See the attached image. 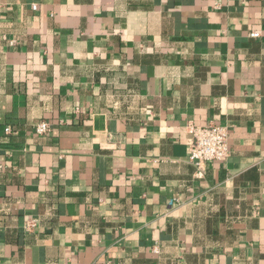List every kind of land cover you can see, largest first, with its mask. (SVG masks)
Listing matches in <instances>:
<instances>
[{"label": "crops", "instance_id": "crops-1", "mask_svg": "<svg viewBox=\"0 0 264 264\" xmlns=\"http://www.w3.org/2000/svg\"><path fill=\"white\" fill-rule=\"evenodd\" d=\"M0 264H264V0H0Z\"/></svg>", "mask_w": 264, "mask_h": 264}, {"label": "built area", "instance_id": "built-area-1", "mask_svg": "<svg viewBox=\"0 0 264 264\" xmlns=\"http://www.w3.org/2000/svg\"><path fill=\"white\" fill-rule=\"evenodd\" d=\"M34 7V6H33ZM251 36H257V32H251ZM37 134L46 133L50 126L45 120H39L33 125ZM186 129L191 136L188 144V160L194 166V176L200 178L205 173L207 163L212 161H222L229 155L228 136L229 127L227 124L210 122L205 125H195L188 123ZM4 132L10 133L11 127L5 125ZM33 221H27L23 226L29 230L33 226ZM157 251V248H153Z\"/></svg>", "mask_w": 264, "mask_h": 264}]
</instances>
